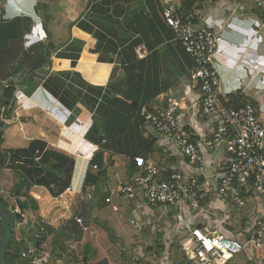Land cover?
Masks as SVG:
<instances>
[{"label":"crops","instance_id":"crops-1","mask_svg":"<svg viewBox=\"0 0 264 264\" xmlns=\"http://www.w3.org/2000/svg\"><path fill=\"white\" fill-rule=\"evenodd\" d=\"M165 7L192 13L195 26L219 34L215 59L224 89L229 97L252 104L264 125V33H257L261 10L255 0H1L0 23L23 34L20 40L0 38V89L8 82L18 84L13 123L3 129L0 152L26 149L39 140L75 161L70 184L74 191L53 198L46 188L31 187L27 196L35 210L25 197L13 194L20 172L0 168V197L10 202L6 206L12 211L23 207L24 219L16 220L12 229H19L21 251L32 243L27 224L32 215L52 228L41 246L49 255L47 264H193L176 245V216L174 224L159 223L164 234L151 232L147 225H138L134 232L123 224L127 212L136 221L151 222L157 220L158 208L139 207V199L126 202L112 195L134 175V157L185 174L192 171L176 150L168 157L166 141L142 124L161 107L166 94L181 108L199 100L189 79L192 61L165 24ZM137 47L144 48L145 57L138 58ZM20 61L25 66L18 72L14 66ZM12 69L17 72L10 76ZM92 160H97L96 169ZM98 172L97 181L84 185L87 173ZM263 211L264 202L246 198V237ZM75 217L82 218L87 231L81 233L86 235H71L80 229ZM185 221L212 224L201 217ZM121 227L127 245H133L132 257L124 256V240L117 236ZM156 238L161 243L151 250ZM141 239L143 245L137 246ZM245 255L244 264H264V249H247Z\"/></svg>","mask_w":264,"mask_h":264},{"label":"built area","instance_id":"built-area-1","mask_svg":"<svg viewBox=\"0 0 264 264\" xmlns=\"http://www.w3.org/2000/svg\"><path fill=\"white\" fill-rule=\"evenodd\" d=\"M255 2L261 10L257 33H264V1ZM162 16L174 40L192 61L189 79L199 100L181 108L173 95L166 94L161 107L146 116L142 124L166 141L168 157L176 150L192 171L185 174L167 164L134 157V175L112 195L126 202L139 199V207H156L164 214L175 210L180 220V226L174 227L176 245L185 259L193 264H229L247 249H264V211L247 231V237L246 215L239 220L234 214L246 208L248 196L264 202V125L252 104H227L229 93L215 59L219 34L195 26L192 13L165 7ZM135 51L140 59L146 55L143 47ZM73 191L70 185L65 192ZM105 202L110 204L111 199ZM111 210L117 212L118 207L112 205ZM14 212L23 217L18 208ZM129 216V225H147L151 232L164 234L157 220L136 221ZM198 217L212 224L191 225L185 221ZM75 222L82 232L87 231L81 217H75ZM27 224L33 231L32 243L20 253L22 264H47L49 255L42 252L41 246L50 239L52 228L44 219L32 215ZM230 224L237 227L236 232L227 228Z\"/></svg>","mask_w":264,"mask_h":264},{"label":"trees","instance_id":"trees-1","mask_svg":"<svg viewBox=\"0 0 264 264\" xmlns=\"http://www.w3.org/2000/svg\"><path fill=\"white\" fill-rule=\"evenodd\" d=\"M23 32L20 28L10 29V26L7 24L3 25L0 23V38L6 41L12 40H20ZM182 48V47H181ZM2 53V52H1ZM14 55L15 53H11ZM26 56H24L21 60L24 62ZM22 61L16 64L14 67L18 68V72H20L24 66H22ZM25 63V62H24ZM36 67L29 69V73L31 74ZM17 71L12 69L10 76L15 75ZM17 80V79H16ZM18 86L17 81L15 83L8 82V84L2 86L0 93V145L2 143L3 129L5 126L13 123V105L15 103V90ZM242 101L239 100L238 97H228V105H237ZM10 154H18L21 157L35 159L39 166H27L23 164H11L6 165L4 163H0V168L6 166L7 168L15 169L20 172V181L13 188V194L18 196H23L26 198V202L30 205L32 210H35L36 205L33 200H31L27 193L31 187L41 186L48 190L49 194L53 198H57L62 195L66 189L70 186L72 181V176L74 172L75 161L73 158L66 156L60 152H56L53 150L47 149V146L44 142L39 140L32 141L26 149L22 150H4L0 152V158L5 157ZM97 160H92V166L96 165L95 162ZM100 176V172H98L95 176L88 174L86 175V179L84 181V185L88 186L90 182H95L98 180ZM26 202H23V205H27ZM13 233V232H12ZM12 234L9 239L8 245L6 247V251L4 254L5 262L16 261L20 258V253L12 255V248L9 246L10 241L12 242ZM21 243V237L13 238V242ZM20 241V242H19ZM22 246V244H21ZM13 257V258H12Z\"/></svg>","mask_w":264,"mask_h":264},{"label":"rangeland","instance_id":"rangeland-1","mask_svg":"<svg viewBox=\"0 0 264 264\" xmlns=\"http://www.w3.org/2000/svg\"><path fill=\"white\" fill-rule=\"evenodd\" d=\"M115 144V143H114ZM126 144V142H123L122 143V145L121 146H124ZM130 146V145H129ZM129 146H127L126 147V149L128 150L129 149ZM74 158V157H73ZM1 199V201H2V203H4L5 205L6 204H9L8 202H6L5 201V199H3L2 197H0ZM111 208V207H110ZM245 211H246V208H243V209H240V210H235V212H234V214H236V215H238L239 217H241V216H244L245 215ZM117 215V214H116ZM130 214L127 212V214H126V216H125V218H124V222L125 223H123L124 225H126V227L127 228H129V230H131V231H134L135 232V230H137V228H136V226H133V225H128V223H127V218H128V216H129ZM177 215V213L175 212V210H173V209H169V211H168V213H162L161 212V210H159L158 211V216L156 217L157 218V221H158V223H160V225H162L161 223L163 222V224H167V223H169V222H171V223H173L174 224V221H175V219H173L172 217H174V216H176ZM93 217H96L95 215H91V218L93 219ZM97 218V217H96ZM93 221V220H92ZM175 223H176V221H175ZM92 225L94 224V222H92L91 223ZM111 224L110 223H108V226L109 227H113L112 225L110 226ZM123 225V226H124ZM234 230H235V232L237 231V227H235L234 228ZM110 231H112V230H110ZM19 232V229H17V227L16 228H14V231H13V233H12V242L10 241V243H9V246L12 248V255H15V254H19V252H20V250L22 249V246H21V243H18L17 241H16V243L15 242H13V238H14V236H16V237H18V235H17V233ZM118 232H119V234H118ZM118 232H117V236H118V238H122V240H124V247H125V249H124V247L121 245V241L120 240H118L117 239V241L116 242H118V244L119 245H117L118 247H120V248H122L123 247V253H124V256L127 258V257H132V247H133V245H127V243H130V242H128L129 240L127 239V237H124L125 236V234H123L122 232H123V228L121 227V228H118ZM83 233H81V230L79 229V227H77V228H74L73 229V232H71V235L72 236H78V237H80L81 235H82ZM110 234H112L111 232H110ZM20 235V234H19ZM22 235V234H21ZM83 235H86V234H83ZM154 235V234H153ZM124 237V238H123ZM159 239V238H158ZM158 239L156 238L155 240H153V246H152V249L151 250H153V248L155 247V249H157L158 247H157V245L158 244H160L161 242H158ZM142 241H143V239H141L140 240V242H136V244H137V246L138 245H143L142 244ZM20 242V241H19ZM67 242V244H69L68 242H70V241H66ZM120 242V243H119ZM51 248V242H49L48 241V243L46 244V249H50ZM120 250V249H119ZM120 257V256H119ZM13 258V257H12ZM5 260H8V258H6V259H4V261H2V263L1 264H7V262H5ZM245 261H246V255H245V252H242V253H240V254H238V255H236L230 262H229V264H244L245 263ZM8 264H16V261H10L9 260V262H8ZM252 264H258L257 262H252Z\"/></svg>","mask_w":264,"mask_h":264},{"label":"water","instance_id":"water-1","mask_svg":"<svg viewBox=\"0 0 264 264\" xmlns=\"http://www.w3.org/2000/svg\"><path fill=\"white\" fill-rule=\"evenodd\" d=\"M7 162L8 164H23L27 166H36L38 163L35 159L21 157L18 154H10L7 158H0V163ZM18 209L22 212L23 207L20 205ZM21 213H17L9 209L0 200V224H1V237H0V264L3 261L6 247L12 234V228L16 220H22Z\"/></svg>","mask_w":264,"mask_h":264}]
</instances>
